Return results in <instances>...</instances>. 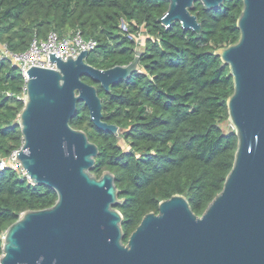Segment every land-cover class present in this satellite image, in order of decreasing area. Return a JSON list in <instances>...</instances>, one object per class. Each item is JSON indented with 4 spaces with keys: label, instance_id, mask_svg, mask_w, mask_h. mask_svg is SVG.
Segmentation results:
<instances>
[{
    "label": "trees",
    "instance_id": "1",
    "mask_svg": "<svg viewBox=\"0 0 264 264\" xmlns=\"http://www.w3.org/2000/svg\"><path fill=\"white\" fill-rule=\"evenodd\" d=\"M242 7V0H225L209 10L196 1L191 13L201 30L195 34L177 21L169 26L158 21L167 0H0V47L13 53L26 51L34 38L44 39L50 31L62 36L79 30L97 43L86 62L105 70L132 62L138 51L133 36H144L141 72L111 85L109 92L82 77L97 87L103 121L120 129L128 149L119 137L94 126L83 102L69 121L98 147L91 173L99 178L109 171L115 177L121 202L114 207L123 216L125 238L144 215L157 213L162 200L183 195L201 216L222 190L237 139L226 106L232 77L215 51L238 41ZM24 86L19 68L0 58V159L22 145L18 115ZM56 199L53 190L31 184L16 170H0V255L3 234L19 215L49 208Z\"/></svg>",
    "mask_w": 264,
    "mask_h": 264
},
{
    "label": "water",
    "instance_id": "2",
    "mask_svg": "<svg viewBox=\"0 0 264 264\" xmlns=\"http://www.w3.org/2000/svg\"><path fill=\"white\" fill-rule=\"evenodd\" d=\"M158 19L177 21L198 34L194 3L215 9L225 0H167ZM239 39L215 54L229 68L233 93L228 122L237 148L222 190L201 216L183 195L159 202L143 216L123 244V216L115 177L91 173L99 154L83 130L70 126L83 102L94 126L120 138V129L103 121L102 99L90 78L109 92L111 85L141 72L138 50L127 65L101 70L82 50L65 60L47 54L54 69L31 66L25 101L18 115L22 145L16 151L33 185L56 193L49 208L25 211L3 234L0 264H264V0H242Z\"/></svg>",
    "mask_w": 264,
    "mask_h": 264
},
{
    "label": "built area",
    "instance_id": "3",
    "mask_svg": "<svg viewBox=\"0 0 264 264\" xmlns=\"http://www.w3.org/2000/svg\"><path fill=\"white\" fill-rule=\"evenodd\" d=\"M122 29L127 31L124 24H122ZM141 37H143V35H139L137 37L133 36L138 46L140 45ZM96 45V41L92 39L85 40L79 30H72L62 36L55 31H50L44 39L34 38L29 48L24 52L13 53L9 51L5 45H2L0 47V58H8L12 61V63L19 68L26 84L28 78L26 71L31 66L46 69H54L56 67L54 62L47 61L48 53H54L56 57L65 60L66 56L69 55L76 58L82 50L90 52L96 47ZM25 91L26 89L24 86L22 97L23 101H25ZM15 154L16 152L12 153L6 159H0V170L12 168L18 172L19 176L30 182V178L26 171L20 165H16L14 163Z\"/></svg>",
    "mask_w": 264,
    "mask_h": 264
},
{
    "label": "rangeland",
    "instance_id": "4",
    "mask_svg": "<svg viewBox=\"0 0 264 264\" xmlns=\"http://www.w3.org/2000/svg\"><path fill=\"white\" fill-rule=\"evenodd\" d=\"M144 41H145V38H144V36H143V37H141L140 45L138 46V49H137V50H140V49L143 48V46H144ZM118 141H119V145H120L122 148H124L125 150L128 149V145H127V143L124 142L123 139L119 138Z\"/></svg>",
    "mask_w": 264,
    "mask_h": 264
},
{
    "label": "flooded vegetation",
    "instance_id": "5",
    "mask_svg": "<svg viewBox=\"0 0 264 264\" xmlns=\"http://www.w3.org/2000/svg\"><path fill=\"white\" fill-rule=\"evenodd\" d=\"M129 236H130V235H129ZM129 236H128L127 238H125V237L123 236V241H122V242H123L124 245L127 244V241H128V239H129Z\"/></svg>",
    "mask_w": 264,
    "mask_h": 264
}]
</instances>
